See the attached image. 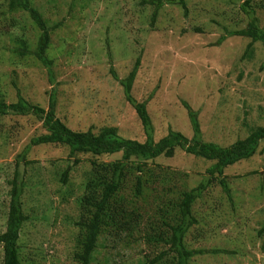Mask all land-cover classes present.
Instances as JSON below:
<instances>
[{
  "label": "rangeland",
  "instance_id": "obj_1",
  "mask_svg": "<svg viewBox=\"0 0 264 264\" xmlns=\"http://www.w3.org/2000/svg\"><path fill=\"white\" fill-rule=\"evenodd\" d=\"M244 1L186 0L187 12L180 5L165 4L152 22L155 7L141 0H34L50 25L59 24L48 51L54 61L51 82L35 56L21 57L11 50L22 34L30 40V49L36 47L39 30L30 15L10 11L9 0H0V99L13 103L20 93L47 108L54 88L57 116L70 128L98 132L114 126L125 138L145 141L142 122L111 73L113 68L119 78L127 77L141 57L131 95L148 102L155 140L170 130L193 136L187 102L198 112L203 139L229 146L264 126L262 43L254 44L252 56H244L250 38L232 36L218 44L226 29L247 24L240 9ZM259 16L264 25V8ZM44 132L33 115L0 116V233L7 226L10 181L19 155L27 151L30 163H20L26 184L23 208L29 217L20 235L21 255L33 264H79L74 259L79 197L92 156L80 155L81 162L73 165L68 148L33 145L32 138ZM263 147L264 142L254 156L225 169L231 198L214 184L195 202L198 223L187 233L186 244L207 252L190 264H264ZM155 163L186 173L187 180L179 186L190 189L206 179L213 162L178 148L174 157L162 156ZM68 165L69 181L63 184L61 173ZM156 209L151 203L135 230L102 234L91 264L149 263L167 249L145 238L164 226L165 214L162 218ZM3 259L0 243V262Z\"/></svg>",
  "mask_w": 264,
  "mask_h": 264
},
{
  "label": "trees",
  "instance_id": "obj_2",
  "mask_svg": "<svg viewBox=\"0 0 264 264\" xmlns=\"http://www.w3.org/2000/svg\"><path fill=\"white\" fill-rule=\"evenodd\" d=\"M233 3L241 0H229ZM143 4L155 7L152 22L157 18L158 11L165 4L180 5L187 12L186 0H141ZM141 3V4H142ZM264 4L257 5L253 0H245L240 9L247 17V24L242 29L229 30L219 38L218 44L232 36L250 38L244 56L254 54V44L261 42L264 47V25L261 23L259 9ZM10 11H25L33 20L39 30L37 45L30 49V40L23 34L17 39L18 46L11 49L21 57L33 55L47 70L50 81L54 82V61L48 55L52 43V34L59 26L50 25L43 13L36 7L34 0H9ZM202 32L201 28H197ZM141 64V57L123 79L119 78L113 68L111 73L124 87L128 101L136 110L146 135L145 141L123 137L118 128L106 126L95 132L88 130H74L57 116L56 91L50 93L48 107L45 108L24 98L20 93L18 100L7 103L0 99V116L33 115L40 122L46 132L32 138L33 145L54 144L69 149V159L74 164L81 162L80 155H91L89 159L91 169L87 172L83 194L79 197L80 214L76 222L79 235L76 238V251L74 259L79 264H91L93 253L98 245L99 238L105 233H118L124 230L139 228L137 221L142 214H147L149 205L165 214L161 231L146 233L149 243H163L167 246L149 263L156 264H190L198 254L205 249H191L186 244L189 230L198 223L194 215V204L202 197L204 192L214 184L222 187L223 191L232 197V190L225 174V169L241 160L254 156L264 142V126H258L243 139H239L229 146H222L203 139L198 112L187 102L193 129V136L170 130L167 135L155 140L154 127L148 112L147 101L139 102L131 95L132 84L137 76ZM261 68H264V63ZM53 84V83H52ZM187 154L203 158L213 163L206 169V179L200 180L195 187L181 188L180 183L187 180V174L182 171H167L162 165L155 163L159 157L171 158L177 149ZM264 150V147H263ZM121 154L119 158L111 161H102L99 158ZM27 151L19 155V162L10 181V203L6 230L0 233V243L3 245L4 259L0 264H33L25 260L20 250V235L25 222L29 217L24 211L22 196L26 187L24 174L20 163L26 161ZM72 165H68L61 173V181L67 184ZM173 192L176 195H173ZM156 209V210H157ZM173 215V217H170ZM264 232V227L261 233ZM216 252V250L214 251Z\"/></svg>",
  "mask_w": 264,
  "mask_h": 264
}]
</instances>
